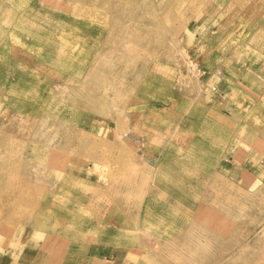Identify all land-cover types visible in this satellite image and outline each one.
I'll return each mask as SVG.
<instances>
[{"label": "rangeland", "instance_id": "rangeland-1", "mask_svg": "<svg viewBox=\"0 0 264 264\" xmlns=\"http://www.w3.org/2000/svg\"><path fill=\"white\" fill-rule=\"evenodd\" d=\"M90 248L264 264V0H0V264Z\"/></svg>", "mask_w": 264, "mask_h": 264}, {"label": "crops", "instance_id": "crops-1", "mask_svg": "<svg viewBox=\"0 0 264 264\" xmlns=\"http://www.w3.org/2000/svg\"><path fill=\"white\" fill-rule=\"evenodd\" d=\"M162 158L163 159L160 160L161 162L164 160V157H162ZM160 185H163V183L161 182ZM187 187H188V190L189 189L193 190L192 186L187 185ZM172 188L174 190V197L176 199L180 200L181 198L179 197V195H180L179 191L181 190V188H184L183 190H186V186L181 185L179 182H176ZM156 194H157V189H156ZM165 204H167V202ZM51 262H52L51 258L48 256L46 258L38 257V258L32 260L31 263H30V261H28L26 264H52ZM67 264H75V263L70 261L69 263L67 262ZM77 264H108V263L106 261L102 260V258L100 256H97L95 249L90 248L87 251L86 255L82 258V260L80 259L79 262H77Z\"/></svg>", "mask_w": 264, "mask_h": 264}, {"label": "bare ground", "instance_id": "bare-ground-1", "mask_svg": "<svg viewBox=\"0 0 264 264\" xmlns=\"http://www.w3.org/2000/svg\"><path fill=\"white\" fill-rule=\"evenodd\" d=\"M3 18V17H2Z\"/></svg>", "mask_w": 264, "mask_h": 264}]
</instances>
